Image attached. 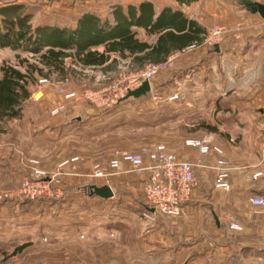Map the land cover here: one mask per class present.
<instances>
[{
    "label": "crops",
    "instance_id": "obj_1",
    "mask_svg": "<svg viewBox=\"0 0 264 264\" xmlns=\"http://www.w3.org/2000/svg\"><path fill=\"white\" fill-rule=\"evenodd\" d=\"M145 1L153 4L156 12L155 19L163 13L164 20L162 19L157 26L163 29L164 36L167 34L176 36L182 33L174 27H166L167 18L171 19L174 12L177 11L183 14L187 24L188 21L197 22L204 30L201 35L202 39L207 27L217 21H223L233 30L232 34L235 33V28L242 18H255L263 22L259 26H264V19L259 14L248 11L241 0H204L203 5H199L198 0H190L189 3H184L181 0H127V2L122 0L120 5L126 9L129 5L138 6ZM254 1L264 3V0ZM44 2L48 1L43 0L35 3ZM32 3L31 1L29 3L28 0H2L0 7H12L13 9L18 7L15 12L20 16L30 14L34 29L47 26L65 27L73 30L77 27L78 18L86 13L94 14L102 20L109 19L114 22L113 12L109 18H102L91 10H82L74 25L51 22L42 24L35 22V13L38 12L31 6ZM3 17L4 14L0 13V21ZM244 24L240 37L233 36L225 40L227 45L224 50L218 49L219 46L214 49L206 47L203 43L204 39L196 44L195 48H191L193 45L180 44L178 39L175 42L168 40L162 44L165 46V51L157 56H151V59L145 60L144 63L136 62L137 65L135 64L136 67L142 68L151 61L166 60L169 56H174L171 66L154 79L151 92L145 96L129 98L124 101H132L136 105L143 102L146 105L151 103V106L147 105L146 107H151L148 110L150 113L146 114L145 122L147 124L153 123L154 125L156 120L168 128L178 124V129L171 127L170 129L173 130L164 134L163 142H154L166 144L180 158L197 165L195 168L197 185L191 199L183 205L181 216L160 218L156 233L154 230L146 229V233L143 234L139 222L140 228L138 234L134 236L136 242L133 249H146L147 258L151 264H234V262L237 264H264V208L256 207L251 203L253 195L264 193V178H254L264 151V54L261 53L264 52V34L260 37L256 36L255 31L258 29L250 27L245 22ZM133 30L137 32L140 41L147 42L151 46L157 43L160 35L147 32L145 28L139 26L133 27ZM244 31L247 33L243 34ZM93 49L104 51L105 46L100 45ZM225 50L229 51L230 56ZM20 52L22 51L9 47L3 48L0 50V61H8L7 55L21 57ZM25 53L36 55L29 51ZM219 53H224L226 59L231 57V61L228 62L229 70L228 63H226L225 72L224 66L219 63ZM239 53L241 54L238 55ZM144 54L145 52H137L128 58L132 59L136 55L141 57ZM115 56L112 55V57ZM239 56L247 63L246 65L240 66V63L235 60ZM37 58L36 55L34 59ZM18 65L22 66L23 70L16 66L18 69L26 72L24 65ZM39 66L44 68L41 63ZM74 67L73 58H68L66 75H59L58 72H52L50 75L55 74L61 77L62 81H66ZM90 69L108 73L101 67L85 68V70ZM236 69H240V72ZM33 75L36 78L38 75L41 76L37 72ZM221 77H225L224 83L218 80ZM33 83H30V89ZM177 93L179 97L171 99ZM160 95L163 97L158 99ZM44 103L39 102L34 106L41 108ZM73 118L70 113L61 117H49L48 115L44 116L41 112L34 119L27 118L25 114L23 117L10 119V123L18 121L17 131L21 134L7 133L8 139L1 141L4 144L0 145V174L2 175L0 186H6L4 183H8L12 180L11 176L15 177L18 174L15 168H17L16 165H20L19 158L21 159L22 156L19 153L22 155L24 152L41 155L48 160L46 163L44 162L46 167L54 165L67 155L69 158L85 155L87 162L83 163L84 160H81L82 162L78 161L77 163L81 176L77 175L73 178L76 183H73L72 179L68 180L70 181L69 187L73 185L77 188L84 187V185L78 186L77 184L79 178L88 181L83 177H88L86 175L89 174L92 158L89 161L91 155L86 150L76 149L82 147L77 142L83 135L74 132ZM0 120L2 119L0 118ZM190 123L193 125H189ZM210 126L214 127V130H210ZM32 127H34L33 130ZM81 130L83 132L85 129L81 128ZM201 137H209L223 148L225 157L233 166L229 178L230 187L226 190H221L215 185L213 167L220 155L211 153L203 157L198 148L186 144L188 139ZM8 141L10 143L6 144ZM147 176V172L143 175L135 174L130 171L128 164L123 165V170L113 176L114 185L112 184L111 187L116 194L114 199L117 197L118 186L120 188L126 186L125 189L134 191ZM123 179L124 181L120 182ZM88 182L89 184L87 183L86 186L89 189L91 182ZM92 185L102 186L103 183L101 180H97ZM96 200L101 203L103 198L97 196ZM71 203L73 206L79 204L75 201ZM120 222L124 223L123 220ZM232 223L242 226V230L231 228ZM115 224L118 226L120 223ZM69 232L71 234L64 233L60 239H66L72 246L67 244L68 247L75 249L74 246L76 243L79 244V241L74 230ZM99 235L97 234V238ZM91 236L90 239H93L94 236L92 234ZM106 238L103 235L99 240L103 242ZM142 238L146 239L145 247L139 245Z\"/></svg>",
    "mask_w": 264,
    "mask_h": 264
},
{
    "label": "rangeland",
    "instance_id": "obj_2",
    "mask_svg": "<svg viewBox=\"0 0 264 264\" xmlns=\"http://www.w3.org/2000/svg\"><path fill=\"white\" fill-rule=\"evenodd\" d=\"M28 1L30 3L31 0ZM46 1L48 2L38 3L41 5L35 2L33 4L31 1V6L38 12L35 13V22L74 25L82 10H91L102 18H109L114 5L122 3V0ZM123 1L127 2V0ZM203 1L198 0L199 5H203ZM239 22L234 34L223 21H217L207 27L204 38L206 35L208 38V34L215 33L218 28L222 29V32L218 37L213 34L210 43L203 41L204 45L210 49L219 46L218 49L224 50L227 38L241 36L244 22L258 29L255 31L256 36L260 37L264 34V26H259L263 23L260 20L251 17L242 18ZM246 33V31L243 32V34ZM225 52L229 55V51L225 50ZM20 53V59L38 62V58L34 59L36 55ZM261 53L264 54V52ZM219 55V63L224 66L225 72V65L231 61V57H228L229 60L225 58L224 53ZM7 58L9 60L6 62L23 70V67L18 65L19 59L16 56L7 55ZM237 58L235 60L240 63V66L247 64L241 56ZM3 62L0 61V65ZM128 63L127 59L120 60L118 67L113 65L109 73L119 75L120 72H125L124 68L127 69ZM75 67V73L69 74V79L66 81H62V78L55 74L48 78L38 75L32 88H29L31 96L24 103L22 117L25 114L27 118L34 119L41 112L49 117H61L70 113L74 117V132L83 135L77 142L82 147L76 149L86 150L91 155L89 161L92 158L89 174L86 175L88 177L83 178H87L91 185L101 180L103 185L111 186L114 185L113 176L118 171L108 170L110 175L105 178H94L92 173L95 165L99 164L108 169L114 151L121 149L142 153L147 147L156 144L154 141L163 142L164 134L173 130L170 129L171 127L178 129L179 126L176 124L168 128L157 120L154 125L147 124L146 114L150 113L148 110L151 107H146L151 106V103L146 105L143 102L136 105L132 101H121L120 104L112 107L98 108L84 98L68 99L67 95L73 92L82 94L85 88L97 89L109 85L107 73L104 71L98 69L83 71L78 64H75ZM236 70L240 72V69ZM218 80L224 83L225 77ZM39 102H45L48 105L44 103L45 105L41 104V108H36L34 105ZM59 104L66 105L67 110L55 116L53 113ZM10 122V120H0V145L4 144L2 140L8 139L7 133L21 134L17 131L18 121ZM81 128L85 130L82 132ZM235 140L238 141V139ZM8 143L10 141L6 144ZM19 155L22 156V160L19 158L20 165H16L17 168H15L18 174L15 177L11 176L12 180L4 183L6 186H0V264H151L148 261L146 249H133L136 242L134 236L138 234L140 228L139 222L143 234L146 233V229L154 230L156 233L159 219L162 218L151 221L148 216L143 190L145 178L134 191L125 189L126 186L121 188L118 186L116 199H114L115 194L113 198H103V201L99 203L96 195H90L91 188H87L86 184L89 182L85 179L79 178L77 184L84 187L77 188L75 185L69 187L68 180L72 179L71 181L76 183L73 178L77 175L81 176L77 168L78 162L59 166L74 158L73 156L69 158L67 155L54 165L46 167L44 162L48 160L41 155L24 152ZM79 157H84L83 163L87 162L85 155L81 154ZM122 170L123 167L120 171ZM1 176L0 174V182ZM122 181L124 179L120 182ZM73 201L79 204L73 206L71 203ZM130 202L132 204H129ZM122 220L124 223L120 222ZM117 222L120 223L119 227L115 224ZM73 230L79 241V244H75V249H71L72 246L66 239H60L64 233L71 234L69 231ZM91 234L94 236L93 239H90ZM97 234H100L99 238ZM103 235L107 238L101 242L99 239ZM145 240V238L140 239L139 245L145 247ZM22 245L26 247L18 251L16 248ZM234 264L237 263L234 262Z\"/></svg>",
    "mask_w": 264,
    "mask_h": 264
},
{
    "label": "trees",
    "instance_id": "obj_3",
    "mask_svg": "<svg viewBox=\"0 0 264 264\" xmlns=\"http://www.w3.org/2000/svg\"><path fill=\"white\" fill-rule=\"evenodd\" d=\"M181 1L190 2V0ZM17 8L0 7V13L4 14L0 21V48L9 47L22 52H33L44 68L40 67L39 63L20 59L18 55L19 64L26 67V72L6 61L0 65V118L2 120L22 116L24 103L31 96L30 83L37 79L33 73L37 72L47 78L52 72H58L59 75L64 76L68 71L66 70L68 58H73V64H78L83 70L86 67H101L108 71L113 65L117 68L120 60L127 59L133 67H136V62L144 63L151 56H157L165 51V46L162 45L165 41L175 42L178 39L180 44L187 46L198 44L204 39L201 37L204 30L197 22L188 21L187 24V20L183 18L180 11L174 12L171 19L167 18L166 27H174L182 33L176 36L172 34L164 36L163 29L157 26L162 19L164 20L163 13L158 16V22H156L154 6L148 1L138 6L129 5L126 9L116 5L112 11L114 22L86 13L78 18L77 27L73 30L47 26L34 29L30 14L20 16L15 12ZM135 26L143 27L147 32L160 34L157 43L151 46L147 42L140 41L137 32L133 30ZM100 45L105 46L104 51L93 49ZM137 52H145V54L141 57L136 55L132 59L128 58ZM113 54L116 56L112 57ZM164 61V59L161 61L158 59L151 63ZM74 70L70 72L74 74ZM209 128L214 130L212 126ZM25 247L26 245H22L16 249L22 251Z\"/></svg>",
    "mask_w": 264,
    "mask_h": 264
},
{
    "label": "built area",
    "instance_id": "obj_4",
    "mask_svg": "<svg viewBox=\"0 0 264 264\" xmlns=\"http://www.w3.org/2000/svg\"><path fill=\"white\" fill-rule=\"evenodd\" d=\"M32 2L43 0H31ZM46 1V0H44ZM222 29L215 30V33L208 34L204 42L212 41L213 34L218 37ZM207 38V39H206ZM197 45L191 46L195 48ZM174 61V56H169L164 62L149 63L144 68L133 67L128 63L125 72L119 75L107 73L109 85L97 89L85 88L81 93L73 92L67 95L68 99H87L98 108L112 107L125 100L129 91L140 87L148 80L153 88L154 79L159 73L166 71ZM161 97V96H159ZM158 97V99H159ZM179 94H174L171 99H176ZM67 110L66 105L59 104L54 110V115ZM57 113V114H55ZM188 146L198 148L200 155L205 157L211 153L220 155L215 170V185L221 190L230 187L229 178L233 166L225 157V151L209 137L191 138L186 140ZM79 156L61 163L63 167L71 162L76 163L83 160ZM108 169L97 164L94 167L92 177L105 178L110 175L108 170L120 171L123 165L128 164L130 171L137 174L148 173L145 178L143 190L147 203L148 216L151 221L159 217H179L183 214V205L192 197L193 190L197 185L195 174L196 164L180 158L176 152L171 151L166 144L159 143L147 147L142 153H135L128 150L118 149L113 152ZM203 160V159H202ZM201 160V163L203 161ZM203 165V164H202ZM204 166V165H203ZM115 175V174H114ZM254 178H264V151L254 173ZM251 203L256 207L264 208V193H257L251 197ZM151 209H154L152 211ZM231 228L242 230V226L235 223Z\"/></svg>",
    "mask_w": 264,
    "mask_h": 264
},
{
    "label": "water",
    "instance_id": "obj_5",
    "mask_svg": "<svg viewBox=\"0 0 264 264\" xmlns=\"http://www.w3.org/2000/svg\"><path fill=\"white\" fill-rule=\"evenodd\" d=\"M241 3L245 6V8L253 14H259L264 19V3L254 1V0H241ZM151 92V84L148 80L144 81L143 84L128 92L125 99L129 98H139L141 96L147 95ZM91 196H99L104 199L113 198L115 193L111 186L105 184L102 186L91 185ZM154 211V209H151Z\"/></svg>",
    "mask_w": 264,
    "mask_h": 264
}]
</instances>
